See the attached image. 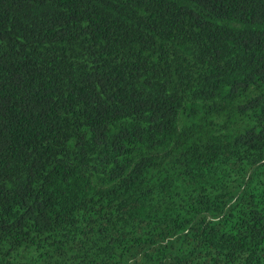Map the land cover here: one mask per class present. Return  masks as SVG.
Segmentation results:
<instances>
[{"label":"trees","instance_id":"16d2710c","mask_svg":"<svg viewBox=\"0 0 264 264\" xmlns=\"http://www.w3.org/2000/svg\"><path fill=\"white\" fill-rule=\"evenodd\" d=\"M0 264H264V0H0Z\"/></svg>","mask_w":264,"mask_h":264}]
</instances>
